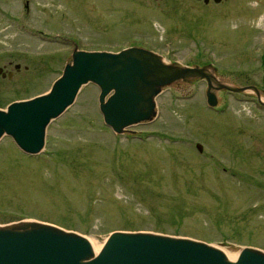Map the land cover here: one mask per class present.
Instances as JSON below:
<instances>
[{
    "label": "rangeland",
    "instance_id": "1",
    "mask_svg": "<svg viewBox=\"0 0 264 264\" xmlns=\"http://www.w3.org/2000/svg\"><path fill=\"white\" fill-rule=\"evenodd\" d=\"M133 42L164 61L210 63L218 82L255 86L262 102L216 87L211 106L205 80L190 77L162 89L153 121L116 134L88 83L39 154L0 139V224L49 222L99 247L126 230L264 250V0H0V67L12 72L0 76V108L46 92L75 48Z\"/></svg>",
    "mask_w": 264,
    "mask_h": 264
},
{
    "label": "water",
    "instance_id": "2",
    "mask_svg": "<svg viewBox=\"0 0 264 264\" xmlns=\"http://www.w3.org/2000/svg\"><path fill=\"white\" fill-rule=\"evenodd\" d=\"M71 53L46 92L0 108V139L7 135L22 152L39 154L50 123L74 104L88 83L99 88L103 122L117 134L152 121L162 89L190 77L206 79V101L211 106L217 103L212 91L216 87L235 92L253 90L261 101L255 86L220 83L205 66L164 61L154 51L139 48L138 43L118 51L75 48ZM0 75L6 76L1 67ZM7 76L11 77V72ZM196 147L201 150L200 143ZM0 264H264V250L245 246L230 260L220 247L203 240L115 230L95 253L88 238L78 232L49 222L23 220L0 224Z\"/></svg>",
    "mask_w": 264,
    "mask_h": 264
},
{
    "label": "flooded vegetation",
    "instance_id": "3",
    "mask_svg": "<svg viewBox=\"0 0 264 264\" xmlns=\"http://www.w3.org/2000/svg\"><path fill=\"white\" fill-rule=\"evenodd\" d=\"M161 1V0H160ZM195 2H197V3H200V4H203L204 6H207V7H214L215 5H219V4H221L223 1H225V0H220L219 2H216V1H214V0H194ZM197 19H199L200 18V16H197L196 17ZM138 20H142L141 19V17H138ZM140 28V27H139ZM138 43V47L139 48H142V47H146L144 44H142V43H140V42H133V43H131V44H129L128 46H126V47H130V46H132V45H134V44H137ZM126 47H123V48H126ZM123 48H121V49H123ZM147 49H149V50H151L150 48H148V47H146ZM151 51H153V50H151ZM186 66H199V65H197V64H195V65H186ZM201 66H205L206 67V69H212V72H211V74L216 78V75H215V71H216V67L215 66H212L210 63H207V64H204V65H201ZM200 67V66H199ZM2 68V67H1ZM15 68H16V65H15ZM3 69V71L6 73V77H7V75H8V72H10L9 70H5L4 68H2ZM11 75H12V72H11ZM1 76V75H0ZM200 79V78H199ZM200 80H205V82H206V87H207V81H206V79H200ZM174 83H178V81L177 82H174ZM221 83H224V84H227V83H225V82H221ZM252 86V85H251ZM220 89H223V90H225V93L226 94H228V91H232V90H229V89H226V88H220ZM232 92H235V91H232ZM238 93H244V94H252L251 93V91L250 92H238ZM255 93V92H254ZM259 94H260V91H259ZM255 95H257L256 93H255ZM257 97V96H256ZM258 99V98H257Z\"/></svg>",
    "mask_w": 264,
    "mask_h": 264
},
{
    "label": "bare ground",
    "instance_id": "4",
    "mask_svg": "<svg viewBox=\"0 0 264 264\" xmlns=\"http://www.w3.org/2000/svg\"><path fill=\"white\" fill-rule=\"evenodd\" d=\"M88 240L90 241V243H91V245H92V247L94 249V252L96 253L101 247H99L96 244H94L90 239H88ZM222 250L225 252V254H226L228 259H230V260H234L235 259V253L228 252L225 249H222Z\"/></svg>",
    "mask_w": 264,
    "mask_h": 264
}]
</instances>
